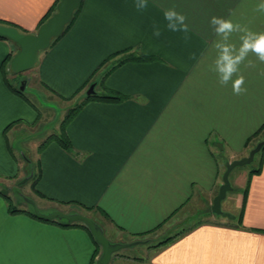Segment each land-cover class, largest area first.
Returning <instances> with one entry per match:
<instances>
[{"label": "crops", "instance_id": "0c3cea01", "mask_svg": "<svg viewBox=\"0 0 264 264\" xmlns=\"http://www.w3.org/2000/svg\"><path fill=\"white\" fill-rule=\"evenodd\" d=\"M55 2L0 0V24L36 32ZM259 2L148 0L138 11L136 0H83L67 31L39 53L30 76L51 100L81 98L64 125L68 148L50 137L61 133V121L38 133V105L15 92L8 75L6 60L19 45L0 37V183L34 160L44 212L87 214L124 239L157 238L145 259L112 264H264V154L260 172L228 213L185 229L170 223L182 210L213 204L226 162L264 136V130L253 135L264 125V63L250 55L254 66L241 65L246 92L239 96L209 70L218 39L211 17L264 31V14L254 10ZM173 6L187 17V40L166 28L163 12ZM232 39L239 43L237 34ZM130 53L154 58L117 64ZM92 83L99 94L112 90L122 98L86 100ZM14 134H23L24 146H13ZM2 192L0 264H99L103 249L85 226L12 212ZM170 236L176 237L154 246Z\"/></svg>", "mask_w": 264, "mask_h": 264}, {"label": "rangeland", "instance_id": "374dc122", "mask_svg": "<svg viewBox=\"0 0 264 264\" xmlns=\"http://www.w3.org/2000/svg\"><path fill=\"white\" fill-rule=\"evenodd\" d=\"M8 69H9L8 75L11 81L16 85V87L21 88L23 82L27 80L26 84L27 83L28 84L27 85L25 84V88L23 91L25 92L27 97L31 98V100L34 101L38 105L39 112H40V118L37 124L39 134H43L44 132H47L48 129H51L53 127L55 128V126H57L60 123V121L63 122L67 114L70 112V109L76 106V104L79 103V101L81 100L79 96H75L69 100L57 101L56 98L54 99L55 101L51 100L48 97L49 92L45 90L44 86H42L39 83V81L36 78H34V76H33V79L31 80L30 76H32L31 74H32L33 68L27 71L21 72V73H14L10 69V67H8ZM90 86H88L87 90L90 89ZM263 135H264V132H263ZM24 139L25 138L23 137V134L20 135L19 137L17 136L15 137V134H14V138H12V141L14 144L13 146L16 149L18 146H24L25 145ZM262 140H264V136L263 138H261L260 141ZM254 146L251 149L247 150L246 153L238 154L236 157H239V158H234L232 160L240 159L244 156L249 155L250 151L254 148ZM29 150L30 149L26 150L27 160H29V158L32 159L34 155L33 153H31L32 151L30 152ZM33 163H34L33 166H31L28 163H25V169L23 170V172H21L19 176H17L15 179L11 181L5 180L4 184L0 183V188L3 189V191H5L6 194L11 196L13 204L17 206L18 208L23 209V210L34 211L32 204L29 203L27 200V198H32L35 200L39 210L42 213H45V214L50 213L54 210L44 212L43 210H47V208L45 209L44 207L47 202H45L42 199L41 195L35 193V191L32 189L33 180L35 179L38 173L36 162H34V160H33ZM227 163L228 162H226V166H227ZM258 164H259V156H257L255 160L252 161L251 163L237 166L232 170L230 174V180H231L233 188L230 191H228L226 197L222 201V212L221 213L213 212L212 207H211L212 202H210L206 208L198 206L197 208L190 209V211L182 210L175 217V219L170 221V223H172L173 226H175L174 224L179 223L178 227L185 229L184 228L185 225H190L195 222L202 221L205 218H208L209 216L211 217L212 215H216L217 218H221L220 216L223 215L224 212L228 213L232 209V206L235 204L234 202L235 197L238 196L239 193H240V196L243 194L244 192L243 190L246 187L248 180H249L250 171L252 168L257 167ZM223 174H222V177H223ZM238 185H240L241 187ZM219 188L216 190L215 195L219 192ZM63 209H68V208L65 207ZM235 214H238V212H236ZM97 215L99 219H102V220L104 219V217L101 216L100 214H97ZM101 223L100 224L103 226L105 234L111 240V242H122V243H131L134 241L138 242L137 244L123 247L117 250L116 252H114L112 256L113 260H111L113 261V263L117 261L126 262L125 260L127 258L131 260H139V261L145 259L144 257L146 256L145 255L146 246L148 245L150 246V244H152L157 239L152 235H146V236H140V237L133 236V237L124 239L123 235L116 234L114 229L110 225H108V223H106L105 221ZM100 248L102 250V246H100ZM110 264L112 263L110 262Z\"/></svg>", "mask_w": 264, "mask_h": 264}, {"label": "water", "instance_id": "95a60500", "mask_svg": "<svg viewBox=\"0 0 264 264\" xmlns=\"http://www.w3.org/2000/svg\"><path fill=\"white\" fill-rule=\"evenodd\" d=\"M81 0H60L55 11L44 23H42L36 32H23L16 26L0 24V37L8 38L19 45V49L10 59V68L14 73H21L33 68L38 60L40 51L47 49L53 38L61 36L66 26L74 19L75 12L80 5ZM25 80L21 86L24 90ZM95 92V84L92 83L90 89L87 90V95ZM264 146V140L257 143V145L250 151L249 155L240 159L229 161L226 170L223 174V183L219 188V192L214 198L212 204V211L215 213L222 212V201L226 197L228 191L233 186L230 180L232 170L240 165L251 163L256 153H258ZM28 202L32 204L34 212L48 219L67 220L68 222H82L85 224L94 235L96 241L102 246L103 252L99 258V264H108L114 252L117 250L137 244V241L131 243L111 242L105 234L103 226L94 218L81 212H63L56 209L50 213H42L35 200L27 198Z\"/></svg>", "mask_w": 264, "mask_h": 264}, {"label": "clouds", "instance_id": "9594fccd", "mask_svg": "<svg viewBox=\"0 0 264 264\" xmlns=\"http://www.w3.org/2000/svg\"><path fill=\"white\" fill-rule=\"evenodd\" d=\"M135 7L142 11L148 7V0H136ZM255 11L264 14V0L256 5ZM163 16L166 28L172 32L185 33V39H188L187 33L189 27L186 23L187 17L176 11L175 7L165 9ZM210 25L213 28L215 36L218 38L213 48L215 58L209 65V70L216 73L218 82L221 86H227L231 83L234 95H242L246 92L245 77L241 73V65L253 67L254 63L249 56H254L260 63H264V31H253L247 25L234 22L232 19L213 16L210 19ZM155 36H160V29L154 25ZM237 34L239 43L233 42V35ZM247 63L245 64V62Z\"/></svg>", "mask_w": 264, "mask_h": 264}, {"label": "trees", "instance_id": "16d2710c", "mask_svg": "<svg viewBox=\"0 0 264 264\" xmlns=\"http://www.w3.org/2000/svg\"><path fill=\"white\" fill-rule=\"evenodd\" d=\"M60 0H56V2H55V4L53 5V7L51 8V10L43 17V19L40 21V23H39V26L42 24V23H44L55 11H57V5H58V2H59ZM82 1L83 0H81V2H80V5H79V7H78V9L76 10V12H75V16H74V19H75V17H76V15H77V13L79 12V10H80V8H81V5H82ZM73 19V20H74ZM73 22V21H72ZM72 22L71 23H69L67 26H66V29H65V31H67V29L70 27V25L72 24ZM9 25H14V26H16V27H18L21 31H23V32H28L26 29H23V28H20V26L19 25H17V24H14V23H12V22H7ZM38 26V27H39ZM64 31V32H65ZM59 37H61V36H59ZM59 37H55V38H53V40H52V43H54ZM6 39H8V38H6ZM115 55H117V53L116 54H114V56ZM12 56V54L11 55H9L8 56V58H7V64H9L10 63V59L12 58L11 57ZM114 56H112V57H114ZM154 57L153 56H149V55H144V54H134V53H130V54H127L126 56H124V57H122V58H120L117 62V64H121V63H123V62H125V61H128V60H152ZM9 83V85L12 87V84H10V82H8ZM13 90L15 91V92H17V93H19L20 95H22L23 97H25V98H27V96H26V94H25V92L23 91V90H21L20 88H18V87H14L13 88ZM122 98V95L120 94V93H118V92H116V91H112V90H107V92L106 93H104V94H99L98 92H94V93H92V94H89V95H87L86 96V100H90V99H103V100H119V99H121ZM82 106V104H78V105H76V106H74L73 108H71L70 109V112L67 114V116H66V118L63 120V122H62V124H61V133L58 135H54V136H50V137H56L57 138V140L62 144V145H64L65 147H70V141H69V138H68V136L66 135V133H65V131H64V125L75 115V113L78 111V109L80 108ZM264 130V125L263 126H261V128H259V130H257L253 135H258L261 131H263ZM253 138V136H250L249 138H248V140H247V142L248 141H250L251 139ZM50 139V138H49ZM257 144V143H256ZM256 146V145H255ZM254 146V147H255ZM263 154H264V146L262 147V149L258 152V153H256V155H255V158L257 157V156H259V164H258V166L257 167H254V168H252L251 169V171H250V175H249V180H248V183H247V185H246V187H245V189H244V192H247V188H248V185H249V181H250V177L254 174V173H258V172H260V170H261V164H262V160H263ZM255 158H254V160H255ZM253 160V161H254ZM38 178H39V174L37 173V175H36V177H35V179L33 180V183H32V189L35 191V193H37V194H39V192L37 191V188H36V184H37V181H38ZM0 192H2L1 190H0ZM2 193H4V192H2ZM5 194V193H4ZM6 195V197L9 199V210L10 211H12V212H16V211H24L23 209H20V208H18L17 206H15L14 204H13V202H12V198L10 197V196H8L7 194H5ZM40 195V194H39ZM29 212L32 214V215H34V216H36V217H38V218H41V219H45V220H52V221H57V222H59V223H61V224H64V225H71V224H80V225H83V226H85L89 231H90V229L85 225V224H83L82 222H68L67 220H58V219H48V218H45V217H43V216H41V215H39V214H37V213H35L34 211H32V210H29ZM90 233H91V231H90ZM92 234V233H91ZM141 235H143V234H141ZM141 235H139V236H141ZM92 236H93V238H94V240H95V242H96V244L99 246V248H100V244L96 241V239H95V237H94V235L92 234ZM176 236H170V237H167L165 240H162V241H160L157 245L159 246V245H163V244H165V243H168L169 241H172L174 238H175ZM156 245V246H157Z\"/></svg>", "mask_w": 264, "mask_h": 264}, {"label": "flooded vegetation", "instance_id": "af4514ba", "mask_svg": "<svg viewBox=\"0 0 264 264\" xmlns=\"http://www.w3.org/2000/svg\"><path fill=\"white\" fill-rule=\"evenodd\" d=\"M62 220H64V219H62Z\"/></svg>", "mask_w": 264, "mask_h": 264}]
</instances>
